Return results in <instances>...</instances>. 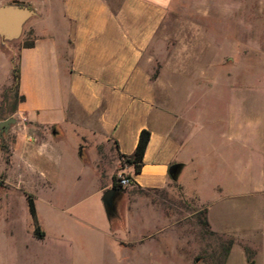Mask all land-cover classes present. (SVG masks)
<instances>
[{
  "label": "rangeland",
  "instance_id": "1",
  "mask_svg": "<svg viewBox=\"0 0 264 264\" xmlns=\"http://www.w3.org/2000/svg\"><path fill=\"white\" fill-rule=\"evenodd\" d=\"M57 2L29 0L27 4L42 18L45 10L55 11ZM17 46L14 39L0 35V74L10 72L0 89V118L15 119L0 137L9 151L0 152V264H222L226 248L230 259L227 263L226 257L224 264H253L255 243L242 235L257 238L252 227H264V215L252 216L264 204V195L245 194L248 188L241 189L233 212L221 224L235 235L205 225L206 205L197 192L184 191L176 180L164 188L124 187L127 194L119 204L122 210L128 206L130 216L122 213L121 221H116L117 215L110 211L109 233L99 186L125 174L123 163L104 179L81 172L73 133L57 140L64 162L53 190L37 189L32 195L15 184L5 158L18 126L24 124L22 115L13 109ZM141 62L155 84L163 126L167 128L175 105L181 130L192 145L216 144L217 124L211 121L226 103L223 95L234 93L242 99L246 117L264 100V0H174ZM193 93L207 94L200 101L190 98ZM199 109L203 124L213 133L201 130ZM206 134L209 140L205 142ZM250 155L253 149L240 148V169L246 177ZM195 170L192 167L183 174L188 188L217 180L215 170L200 176ZM241 182L248 183L247 178ZM28 195L35 202L41 238L33 233Z\"/></svg>",
  "mask_w": 264,
  "mask_h": 264
},
{
  "label": "crops",
  "instance_id": "2",
  "mask_svg": "<svg viewBox=\"0 0 264 264\" xmlns=\"http://www.w3.org/2000/svg\"><path fill=\"white\" fill-rule=\"evenodd\" d=\"M27 1L0 0V7L14 4L31 12L19 31L0 33L18 45V94L23 100L16 111L24 124L18 126L9 161L5 162L15 184L32 195L37 189L53 190L64 162L57 140L73 133L80 171L87 170L98 179L106 178V173L111 177L112 168L122 162L121 171L130 175L133 185L164 188L172 180L169 166L179 163L176 182L184 191L197 192L206 205L211 228L235 235L221 224L227 221L230 210L233 212L241 189L248 188L245 194L264 195V100L246 117L242 99L234 93L223 95L226 103L211 121L217 124V143L192 145L181 130L175 105L167 128L163 126L155 84L141 62L174 0H57L55 11L45 10L42 18ZM14 16L0 13V20L12 24ZM28 37L32 44L26 46ZM9 76V70L0 74V89ZM206 94L193 93L190 98L201 101ZM199 113L201 130L209 132L202 110ZM142 129H148L150 137L141 170L134 173L122 155L133 153ZM208 134L203 137L205 142ZM241 147L253 149L247 177L240 169ZM192 167L198 171L196 176L215 170L217 180L205 187L188 188L183 174ZM245 178L248 183L243 184ZM110 187L111 181L104 182L99 193ZM126 194L120 188L110 210L102 204L109 233L110 211L117 215L113 220L121 221L122 213L129 219L130 209L122 210L119 204ZM260 214L264 215V204L252 216L257 219ZM252 230L257 238L254 234L242 236L255 243L253 264H264V227L254 226ZM229 259L230 253L227 263Z\"/></svg>",
  "mask_w": 264,
  "mask_h": 264
},
{
  "label": "trees",
  "instance_id": "3",
  "mask_svg": "<svg viewBox=\"0 0 264 264\" xmlns=\"http://www.w3.org/2000/svg\"><path fill=\"white\" fill-rule=\"evenodd\" d=\"M31 44H32V42L31 43L24 42V45H26V46H29ZM12 79H13V83H14V89L16 91L15 100H14L15 106L13 107V109H16L17 104L23 100V97L18 94V67H17V65L12 69ZM1 119H3V118H0V120ZM149 137H150V131L148 129H142L139 132L137 144H136V147H135L133 153L131 155H122V160L124 162H127L129 165L133 166V172L134 173H138L141 170L142 158H143V154H144L145 148L147 146V143L149 141ZM0 149H1V151L9 152L8 148L3 143H0ZM8 161H9V156L5 158V162L8 163ZM127 176L130 178L129 174H127ZM130 185H133L131 179H130ZM112 187L118 188L120 186L117 184L116 181H113ZM120 188L123 189L124 187H120ZM26 202H27L29 213H30V215L33 219V222H34L33 233L37 238H41L43 233L41 231H39V224L37 222L36 207H35L33 197L31 195H28L26 198ZM204 223H205V225H209L207 218L205 219ZM228 252H229V248H226L225 253H224V257L222 258V264H224Z\"/></svg>",
  "mask_w": 264,
  "mask_h": 264
},
{
  "label": "water",
  "instance_id": "4",
  "mask_svg": "<svg viewBox=\"0 0 264 264\" xmlns=\"http://www.w3.org/2000/svg\"><path fill=\"white\" fill-rule=\"evenodd\" d=\"M0 13H12L14 14V21L12 24L5 23L3 20H0V33H4L6 30L17 32L21 29L23 22L25 20V17L31 13L27 9L18 8L14 4H8L0 7ZM14 118H7L0 121V137L4 132L7 131L10 123H14ZM180 170V164L179 163H173L168 168V174L169 177L172 180L177 179V175ZM120 190V188L117 187H110L106 189L101 197L102 204L105 208V210H110L113 208V199L117 193V191Z\"/></svg>",
  "mask_w": 264,
  "mask_h": 264
},
{
  "label": "built area",
  "instance_id": "5",
  "mask_svg": "<svg viewBox=\"0 0 264 264\" xmlns=\"http://www.w3.org/2000/svg\"><path fill=\"white\" fill-rule=\"evenodd\" d=\"M29 139H32V137H29ZM116 182L120 187H126L130 185V178L127 176V174L120 173Z\"/></svg>",
  "mask_w": 264,
  "mask_h": 264
}]
</instances>
